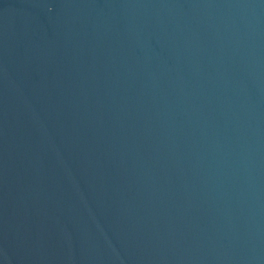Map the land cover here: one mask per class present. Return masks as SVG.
Masks as SVG:
<instances>
[{
	"label": "water",
	"instance_id": "water-1",
	"mask_svg": "<svg viewBox=\"0 0 264 264\" xmlns=\"http://www.w3.org/2000/svg\"><path fill=\"white\" fill-rule=\"evenodd\" d=\"M0 264H264V0H0Z\"/></svg>",
	"mask_w": 264,
	"mask_h": 264
}]
</instances>
